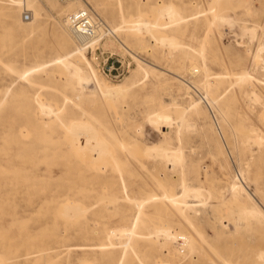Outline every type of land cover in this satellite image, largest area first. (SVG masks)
<instances>
[{
    "label": "rangeland",
    "instance_id": "1",
    "mask_svg": "<svg viewBox=\"0 0 264 264\" xmlns=\"http://www.w3.org/2000/svg\"><path fill=\"white\" fill-rule=\"evenodd\" d=\"M69 3H59L58 9L39 14L30 11V18L24 19L22 10L16 15L5 0H0V215L8 212L7 229H0V248L4 246L7 257L4 264H117L125 248V258L129 259L124 258L123 264L128 260L141 264L142 256L150 261L158 259L153 258L158 254L168 260L161 264L171 260L188 264L190 259L194 264H264V258L257 263L244 259L255 250L264 251V219L260 223L242 214L241 208L235 211L237 200H242L237 198L234 203L229 188L233 182L242 185L243 196L249 195L264 211V146L253 142L243 146L242 139L251 123L264 137V51L260 50L264 45V0H247L245 6L235 0ZM78 3L110 28L123 25L101 46L120 55L131 52L132 68L124 78L105 77L67 27L66 16L59 9L74 8ZM212 7L228 20L215 21L207 31ZM163 8H171L177 19H171L169 13L158 17ZM248 8L249 14L245 12ZM122 16L126 23H122ZM135 19L154 24L152 31H131ZM245 26L252 28L253 35ZM154 34L173 37L179 45L160 43ZM205 34L209 36V72L229 75L213 91L217 101L212 105L202 101L199 113L193 115L190 98L199 99L203 94V73L200 69L193 74L190 65L201 67L198 49ZM64 39L69 41V48L83 46L81 66L94 73L98 85L94 93L90 87L72 86L66 75L49 63L32 75L30 84L20 79L19 73L28 67L59 56L62 51L58 44ZM137 57L150 63L149 76L130 90L102 95V84L126 86L141 77ZM243 71L252 78L236 81V74ZM253 90L260 96L256 103L251 100ZM35 93L41 102L49 104L52 113L39 110ZM75 124L82 125V130L92 128L96 142L100 137L94 151L86 150V133H75L76 129L81 131ZM73 126L75 134L71 132ZM219 132L224 140L219 139ZM75 136L84 151L76 146L70 149ZM156 150L181 152L183 160L167 161ZM86 152L92 155L85 158ZM99 152L118 161H106ZM80 162L98 170L92 173ZM120 162L125 165L119 175L112 164ZM172 163L178 165L173 167ZM181 178L202 193L197 198L187 197L197 209V219L190 218L191 222L167 204L161 213L154 212L155 201L148 198L154 194L161 197L166 190L179 194ZM107 195L115 196V201L108 200ZM132 196L147 201L141 213L144 222L137 230L147 232V226L154 225V230L155 226L168 225L176 235L190 237L197 250L191 253L187 245L171 238V253H166L168 245L162 235L153 238L156 236L151 234V241L138 238L131 242L126 235H110V229L129 223L137 214V203L129 201ZM188 214L194 213L189 210ZM97 244H105V249L90 246ZM132 244L137 255L132 254ZM45 247L54 249L46 253ZM39 254L44 258L32 260Z\"/></svg>",
    "mask_w": 264,
    "mask_h": 264
},
{
    "label": "bare ground",
    "instance_id": "2",
    "mask_svg": "<svg viewBox=\"0 0 264 264\" xmlns=\"http://www.w3.org/2000/svg\"><path fill=\"white\" fill-rule=\"evenodd\" d=\"M217 1V0H216ZM237 3H239L240 5H244L246 4V1L247 0H235ZM64 3V4H70L69 2H71V0H68V1H60V0H5V3L10 6V8H13L16 12V15L19 14V9L24 11V10H28V11H32L34 14H39V12L41 11H49V9H58V4L59 3ZM215 2V1H214ZM81 4L78 3L76 4L75 7L77 8H73V7H65V8H61L59 9V11L61 13H64L66 18V24H67V27L69 28V30L71 31V33L73 34L70 26H69V21H68V17L70 14L74 13L75 11L79 10V9H82L84 7L80 6ZM214 6V4H213ZM247 6V5H246ZM22 7V9H21ZM164 9V8H163ZM161 10L162 12H158V17L160 15V13H163L161 14V16L164 15V13H169L170 15V18L171 19H177L176 18V14L175 12L169 8L167 9V11H165L166 9L164 10ZM159 10V11H160ZM121 11V10H120ZM164 11V12H163ZM206 12V11H205ZM246 13H250V9H246L245 10ZM244 12V13H245ZM10 16V15H9ZM166 16V14H165ZM178 16V15H177ZM180 19L184 18V17H179ZM231 18V17H229ZM33 19V18H32ZM170 19V20H171ZM233 19V18H231ZM222 21V20H228L227 16H225L222 12H219V10H217L216 8H213L212 7V10H211V16L207 19V31L210 30L212 28V26L214 25L215 21ZM172 21V20H171ZM178 21V20H176ZM31 21L27 22V24H29ZM127 20L124 18V16H122V23H126ZM174 22V21H172ZM170 22V23H172ZM157 22H155L156 24ZM169 23V22H168ZM169 23V24H170ZM232 23V22H231ZM158 24V23H157ZM167 24V23H166ZM165 24V25H166ZM131 28L130 30L131 31H142V29H145L147 31H152V27H154V24H151L150 22H147L146 20L145 21H142L140 19H135V20H132L131 21ZM160 26V25H159ZM162 26V25H161ZM248 26H245L246 28V31H249L247 29H250V32H251V29L252 28H247ZM123 28V25H120V24H113L112 26V30L115 32V31H118L120 29ZM244 31V30H243ZM239 32V31H238ZM253 32V31H252ZM249 33L250 35H253V33ZM156 33V32H154ZM244 33H246L244 31ZM151 34V32H150ZM238 34V33H237ZM242 34V33H241ZM74 35V34H73ZM152 35V34H151ZM244 35V34H243ZM155 38L156 39H159L161 41H159L160 43L162 41H167V43H169L171 46H178L179 43L175 42V40L173 39V37H160L158 38L155 34H154ZM154 38V39H155ZM155 39V40H156ZM78 40L81 41L80 38H78ZM122 42V41H120ZM83 43V42H82ZM123 43V42H122ZM121 43V44H122ZM209 43V36L207 34L204 35V37L202 38V40L200 41V47L198 49V53H199V56L201 58V61H202V64H201V67L199 68V66L197 65H194V64H191L190 65V70H192V73L194 71H199L200 69L202 70V73H203V76H202V79H201V88L203 89V94L200 95V98L199 99H193L192 97L190 98V105H191V109H192V114L193 115H197L199 113V110H200V104L201 102H206L208 105H212L214 104L216 101H217V97L218 95H215L213 94V91L214 90H217L218 87H220L221 84H223L224 82V78H226L227 76L225 75H229L228 73L224 74V73H219V72H214V73H210L209 70H210V65H209V62L210 61V58H209V53H208V47H207V44ZM68 44H69V41L64 39L62 40L58 46L59 48L61 49V54L53 59H50L49 61H42L41 63L39 64H36V65H33L31 67H28L26 69L25 72L23 73H19V77L20 79L23 80V82H27V83H31L32 81V75H34V73L38 72L39 70H41L43 67L47 66V64H51V65H54V68H56L57 70H59L60 72H62L63 74L66 75V77L69 79V81L72 83L71 85L75 87V85H77L78 87H81L83 88V86H86V87H90L92 90H91V93H94L95 90H97L98 88V85L94 79V73L91 72V71H88L86 68L82 67L81 65V62L83 63V60L81 59V57H83V54H84V48L83 46H79L77 45L75 48H69L68 47ZM84 44V43H83ZM163 44V43H162ZM123 45V44H122ZM85 46V45H84ZM125 48H126V45L124 44ZM187 47V45H186ZM188 48V47H187ZM189 49V48H188ZM193 49V48H192ZM129 50V49H128ZM260 50L264 51V45H262V47L260 48ZM131 53V52H130ZM168 53V52H167ZM170 53V52H169ZM260 53V52H259ZM172 54V53H171ZM135 57V56H134ZM138 59V66L143 70V73L141 75V77L137 80H133L131 82V84L129 85H115V84H102L101 85V93L102 95L104 96H111L113 93H120V92H123L125 90H130L131 88H133L134 86H136L137 84H139L140 82L144 81L148 76H149V69L148 67H151L150 63L144 61V60H140L139 57H137ZM240 61V60H239ZM84 64V63H83ZM42 66V67H41ZM256 67V65H255ZM194 74V73H193ZM236 81L238 82H241V81H244L249 79V78H252L251 75L248 74V72L246 71H243V72H240L239 74H236ZM213 76V77H212ZM235 81V82H236ZM262 82V81H261ZM186 83V82H185ZM188 83V82H187ZM231 85H233L231 83ZM230 85V86H231ZM188 86V85H187ZM243 86V85H242ZM229 88V87H228ZM227 88V89H228ZM250 94H252V101L253 102H258L260 101V96L258 93H256L254 90L251 92L250 91ZM80 96V94L78 95ZM35 97V98H34ZM34 99H36V102L38 104V107H39V110L44 114V113H47V114H50L52 113V108L49 107V104L48 106L46 104H44L43 102L40 101V99H38L36 93L34 94ZM68 98V97H66ZM247 104V103H246ZM55 114V113H54ZM56 115V114H55ZM58 117V116H57ZM60 118V116H59ZM62 119V118H61ZM60 120V119H59ZM60 122V121H59ZM61 123V122H60ZM64 124V123H62ZM72 124V123H71ZM78 125V126H76ZM251 126L249 127V129L247 128V131H246V135L242 138L243 139V146L246 145V143H251L253 142L254 144L256 143L259 147L260 146H264V137H262L261 135H259V133L256 132V128L254 126H252L253 124L251 123L250 124ZM64 126V125H63ZM72 126V125H71ZM81 126V127H80ZM57 127V126H56ZM75 127H80L81 128V131H78L77 129L74 131V126L72 127V131L71 132H75V133H78V132H85L86 133V137L84 138L85 139V144L87 145H84L86 148L89 147L91 150L94 151L95 149V146L98 145L99 143V138L98 137V141L96 142L95 140H93L94 138V131L92 128L88 127L85 128V130H82L84 127H82V125H79V124H75ZM232 127V126H231ZM95 129V128H94ZM215 130V128H214ZM219 130V129H218ZM216 131V130H215ZM244 131V130H243ZM65 132V131H64ZM73 132V133H74ZM217 132V131H216ZM74 133V134H75ZM79 133V134H81ZM218 134V132H217ZM78 135V134H76ZM83 137V136H82ZM219 139L221 140H224V137L222 135L221 132H219V135H218ZM79 138V136H78ZM95 139V138H94ZM77 138L76 136L73 137L71 139V146H70V149L72 148H75L74 146H76V149L77 150H80L82 149V151H84L83 147L80 149L79 146L77 145ZM10 142V141H9ZM81 143V142H80ZM238 142L236 143V146H238ZM250 145V144H249ZM235 146V147H236ZM85 148V149H86ZM237 148V147H236ZM76 149L74 150L77 154V156H79V151H76ZM90 149H86L88 151H90ZM158 150V149H157ZM156 150V153H158V155L160 154L162 157H164L165 159L170 160L172 159L173 160V163L175 162H179L181 160H183V156L181 155V152H180V155L177 153V152H174V153H170V152H162L163 149L159 152H157ZM166 150V149H165ZM180 150V148H179ZM81 151V152H82ZM148 151V150H147ZM152 151V150H151ZM80 152V153H81ZM173 152V151H172ZM96 153V152H95ZM177 153V154H176ZM90 154V153H89ZM98 154H101V156L104 157V159L107 161H118V159H115L114 157L110 156V158H108V156H105L103 153L99 152ZM92 155V154H90ZM89 155V156H90ZM83 156H86L85 158L89 157L87 152H86V155H83ZM94 156V155H93ZM92 156V157H93ZM230 156V155H229ZM81 157V156H80ZM90 157L88 159L91 160ZM107 157V158H106ZM100 158V157H99ZM96 159V158H94ZM102 159V158H101ZM97 160H95L96 162ZM100 161V160H99ZM99 161L97 163H99ZM90 163H93V162H90ZM119 163V162H118ZM121 163V162H120ZM171 166L173 167H176V165L178 164H173ZM82 167H84L85 169H88L90 171H92V173L96 172V170H98V167L95 166V165H91V164H82V162L79 163ZM114 165L113 167V170L114 169H117L119 171V175H120V172H121V169L120 167L124 166L125 164H112V166ZM172 167V168H173ZM191 170L194 171L197 175H198V170L196 169V167L194 165H191ZM101 168V167H100ZM112 168V167H111ZM239 169V168H238ZM183 171V170H182ZM240 173V172H239ZM183 176V175H182ZM121 177V186H124L126 185V181H125V178L123 175L120 176ZM241 180V179H240ZM181 181H182V184H181V190L179 192V194L177 193H174L172 191H169V190H166L162 195L161 197L154 194V195H151L149 196L148 198H151V200H154L155 203H154V207H155V211L156 213H161L162 212V206H165L166 204L169 206H172V207H175V210H177V212L179 211V213H181L186 219H197L196 217V212H197V209L195 208V204H192V201L191 203H189L187 201V197L189 196H192L194 198H197V196H200L202 193H201V190L200 188L198 187H189L185 181L183 180V178H181ZM125 188V187H124ZM230 190H231V194L233 196V199H234V203L236 201V199L238 198H241V200L243 201H239L237 200V204L240 206H236L235 207V211H236V208H241V213L242 214H245L247 216H253L255 218L256 221L260 222L261 223V219H264V211H262V209L253 201V199L249 196V195H246V196H243L242 192L244 191V188L242 185L240 184H237L236 182H233L231 185H230ZM122 189V188H121ZM122 193H125L123 190L121 191ZM208 192V191H207ZM229 192V191H228ZM230 193V192H229ZM208 195H209V192H208ZM103 196V195H102ZM108 196V195H107ZM125 196V198L123 197ZM106 197V196H105ZM105 197L102 199L104 200ZM235 197V198H234ZM102 198V197H101ZM108 198V200H113L115 201L116 197L111 195V196H108L106 197ZM122 198H124L125 200H127V195L126 194H122ZM130 200L129 201H133L135 203H137V214H135L133 216V218L130 220L129 223H124L122 224L119 228H116V229H110L111 231L109 232L110 235H118L120 234L119 236L121 235H126L129 239V242L133 241V239H146V240H150L151 239V234H153L154 236L156 237H153V238H158L160 235H162V239L166 241V245H168L167 247V250H166V253H171L170 250H171V247H170V239L171 238H177L181 241L182 244H185L189 247V252H195L197 250V248L194 246V244L192 243L191 241V238L188 237V236H185V235H176L175 233H173V231L171 230V227L168 226V225H158V226H155V229H151L154 227L153 226H150L148 228L149 231L147 232H143V231H139L137 230V228L139 227V225L144 222V220L141 218V213L144 212L145 210V204L147 203V201L145 199H140L139 197H135V196H132L131 198H129ZM208 199V198H207ZM112 201V202H113ZM200 200H198L199 202ZM238 201L240 202V204L238 203ZM194 203V202H193ZM197 203V202H196ZM199 203H202V201H200ZM248 203H250L251 205H248ZM243 204V205H241ZM228 205V204H227ZM234 206V205H233ZM68 207V206H67ZM74 208V207H73ZM76 208V207H75ZM123 208H121L120 210H122ZM233 209V208H232ZM71 210V209H70ZM76 209H74L75 211ZM92 210V209H91ZM189 210H192L193 211V215H189L188 212ZM228 211V209H226ZM68 211V210H67ZM122 212V211H121ZM230 213L227 212V214H229L228 216L231 217L232 215L231 214V211H229ZM75 213V212H73ZM209 213V212H208ZM69 214V213H68ZM240 214V216L242 215ZM239 215V214H238ZM243 217V215H242ZM241 217V218H242ZM12 218V217H11ZM228 218V217H226ZM232 218V217H231ZM191 219H190V222H191ZM230 219V218H229ZM7 220H8V212L7 213H2L0 215V229L1 230H6L7 229ZM13 220V219H12ZM228 220V219H227ZM232 220H230L231 222ZM11 222V221H10ZM9 227V226H8ZM177 231V230H176ZM107 236L108 237H110ZM193 237V236H192ZM124 241V240H123ZM122 241V243H123ZM151 241V240H150ZM175 241H178V240H175ZM174 241V242H175ZM128 242V241H127ZM154 242V241H153ZM126 244V243H125ZM91 247H96L97 249H99L100 251H103L105 249V244H97V245H90ZM180 246V245H179ZM66 247H69V246H66ZM152 248H154L153 245H151ZM201 248V247H200ZM53 248H50V247H45L43 248V250H47L46 253H49L51 250H53ZM131 249H132V254L134 255H137V250L136 248L134 247V245L132 244L131 245ZM181 251V250H180ZM164 252V251H163ZM264 252V251H262ZM262 252L258 251V250H255L251 255H244V259L246 260H250V262H255L257 263L258 261L261 260V258H264V254H262ZM0 253H1V257H0V260H1V264H4L6 263L7 261V257L5 255V250H4V246H2L0 248ZM111 252H109L108 254H110ZM125 253H126V248L123 250V257L119 260V262L117 264H123V260L125 258ZM32 254L31 253H28V255ZM200 255V254H199ZM47 256V254H46ZM218 256V255H217ZM44 258V256H42V254H39L38 256H35V258H32V260L34 261H38L39 258ZM158 259H151L150 261L148 259H145L144 256H142L140 258V262L141 264H161L163 262H166L168 260L166 259H163V257L161 256V254H158L156 255L155 257L153 258H157ZM193 257V256H192ZM28 258V257H27ZM31 257H29L28 259H30ZM223 258V257H222ZM126 260L129 259V258H125ZM211 259V258H210ZM125 260V261H126ZM212 260V259H211ZM131 260H128L126 261V264H131L130 263ZM216 262L215 261H212V264H215ZM170 264H181V262L179 261H175V260H171L170 261ZM188 264H194L193 260L190 259V261L188 262ZM238 264V263H237Z\"/></svg>",
    "mask_w": 264,
    "mask_h": 264
},
{
    "label": "built area",
    "instance_id": "3",
    "mask_svg": "<svg viewBox=\"0 0 264 264\" xmlns=\"http://www.w3.org/2000/svg\"><path fill=\"white\" fill-rule=\"evenodd\" d=\"M23 17L30 18V11L24 10ZM68 21L74 36L84 43L86 55L105 77L120 80L130 72L133 55L129 52L120 55L102 48L101 43L113 36V30L92 10L87 7L79 9L69 15Z\"/></svg>",
    "mask_w": 264,
    "mask_h": 264
}]
</instances>
